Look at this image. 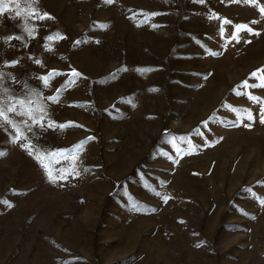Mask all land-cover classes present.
<instances>
[{
    "label": "rangeland",
    "instance_id": "1",
    "mask_svg": "<svg viewBox=\"0 0 264 264\" xmlns=\"http://www.w3.org/2000/svg\"><path fill=\"white\" fill-rule=\"evenodd\" d=\"M6 7L0 264H264V0Z\"/></svg>",
    "mask_w": 264,
    "mask_h": 264
},
{
    "label": "snow or ice",
    "instance_id": "2",
    "mask_svg": "<svg viewBox=\"0 0 264 264\" xmlns=\"http://www.w3.org/2000/svg\"><path fill=\"white\" fill-rule=\"evenodd\" d=\"M12 2H16V0H12ZM31 2L35 3L36 0H31ZM107 2L111 3L112 0H107ZM200 2H203V0H200ZM236 2H240V0H236ZM244 2L245 3H255V0H244ZM6 3H7V0H0V14H3L7 10ZM260 11H261L262 14H264V8H260ZM16 15H20V12L17 11ZM45 17H47V14H45ZM48 18H50V17H48ZM226 23H228V22L226 21ZM237 28L239 30L247 29V30L251 31V29H249L246 25H240V26H237ZM49 39H52V38L50 37ZM259 71L260 72H264V70H259ZM72 75L76 76V75H78V73L73 72ZM252 75H253L254 78L260 80L261 83L248 85V82L245 81L244 84H243V87H249V86H251V87H264V76H260L257 73H253ZM68 83L71 84L72 81L70 80ZM249 99H252L253 101H258L259 98L249 95ZM15 110L16 109H15L14 106H10L7 109H5L3 107V105H0V126H2L3 123H11V121L8 120L6 112H15ZM249 118H251V117H249ZM60 127L63 128L65 126L61 125ZM44 167L47 169L48 166L44 165ZM49 176H50V178L54 179V177H52V175H51V171L50 170H49ZM261 203L264 204V200H261Z\"/></svg>",
    "mask_w": 264,
    "mask_h": 264
}]
</instances>
